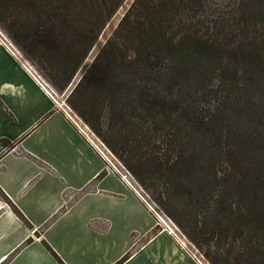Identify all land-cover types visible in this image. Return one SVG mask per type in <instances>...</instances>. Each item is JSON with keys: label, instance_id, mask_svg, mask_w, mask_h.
I'll list each match as a JSON object with an SVG mask.
<instances>
[{"label": "trees", "instance_id": "1", "mask_svg": "<svg viewBox=\"0 0 264 264\" xmlns=\"http://www.w3.org/2000/svg\"><path fill=\"white\" fill-rule=\"evenodd\" d=\"M0 1L65 83L81 68L69 95L111 136L72 107L212 264H264V0H133L88 63L124 0Z\"/></svg>", "mask_w": 264, "mask_h": 264}, {"label": "crops", "instance_id": "2", "mask_svg": "<svg viewBox=\"0 0 264 264\" xmlns=\"http://www.w3.org/2000/svg\"><path fill=\"white\" fill-rule=\"evenodd\" d=\"M0 264H198L1 37Z\"/></svg>", "mask_w": 264, "mask_h": 264}, {"label": "rangeland", "instance_id": "3", "mask_svg": "<svg viewBox=\"0 0 264 264\" xmlns=\"http://www.w3.org/2000/svg\"><path fill=\"white\" fill-rule=\"evenodd\" d=\"M133 0H124L122 5L116 10V12L111 16V18L107 21L104 28L100 32L98 39L96 43L91 47L86 59L84 60V63H88L92 60L93 56L97 52L98 48L103 44L106 37H108L112 30L116 27L117 23L119 22L121 16L123 15L124 11L127 9V7L130 5V3ZM215 4H223L227 1L231 0H211ZM19 15L17 10L13 6L6 7L4 6L0 1V37L7 42L11 47H13L18 54L22 57V59L27 62L31 68L48 84L51 85L52 89L56 93V99L60 106L63 108V110H71L73 112L75 118L81 123L87 125V127L94 133V135L106 146L107 149L109 147L107 144L102 140V138L90 127L88 122H86L78 113L77 111L72 107L71 104H73L75 107L78 108L85 116L95 118V115L97 113L99 116L97 118L100 120L98 123L100 126V129L102 132L105 133L107 136H111L108 123H107V113L103 112L102 116L101 113H99L100 109L97 111L93 109L91 106L92 103H86L81 99L78 95H69L71 90L74 88L75 84L79 80L81 76V68H78L76 72L73 74L71 80L68 83H65L63 79V75L58 71L62 64L60 61L53 60L48 62L43 56L42 52L38 49H33L31 51H27L26 48L16 41L15 37L19 40H24L25 34H29L28 32L30 30L22 29L20 26L15 22L16 19H18ZM15 36V37H14ZM31 39V36H26V41L29 42ZM26 46V45H25ZM28 48V46H27ZM59 68V69H58ZM58 69V70H57ZM109 151L112 153V155L115 157L116 161L119 162L121 165H123L127 170L128 168L123 164V162L109 149ZM129 171V170H128ZM130 172V171H129ZM131 173V172H130ZM132 175V173H131ZM133 176V175H132ZM134 177V176H133ZM135 179V177H134ZM136 180V179H135ZM137 185L136 188L139 190V193L144 196L148 201L152 202L154 204V208L162 214L166 222L170 224V222L166 219L168 218L177 228L180 230L181 234L191 243L193 248L197 250L198 254L201 255V258L206 264H212L208 258L205 257L203 251L199 250L196 245L191 241L189 236L183 231V229L174 221L170 216L165 214L160 210V208L155 204V202L152 200L151 193L149 190L145 189L142 185L139 184V182L136 180ZM141 188V189H139ZM142 190V191H141ZM214 244L211 242L210 249L214 251L216 248L212 245ZM212 256H216L215 253L212 254ZM220 257V256H219ZM216 259V258H215ZM214 260V259H213ZM217 264H225L224 262L220 260H215ZM234 263V261H232Z\"/></svg>", "mask_w": 264, "mask_h": 264}, {"label": "built area", "instance_id": "4", "mask_svg": "<svg viewBox=\"0 0 264 264\" xmlns=\"http://www.w3.org/2000/svg\"><path fill=\"white\" fill-rule=\"evenodd\" d=\"M26 67L32 71V73L36 76L38 82L40 83L41 87L46 91V93L54 99V101L58 102L56 99V93L52 89L51 85L48 84L45 80H43L32 68L31 66L26 62ZM66 116L76 125L79 132L84 136V138L90 143L95 151L101 156V158L105 162V167L109 171H112L115 173L119 179L125 183L127 186L133 189V191L144 201L147 208L154 212L158 224L161 226H164L168 231L174 236L176 241L180 243L182 248L192 257L196 260L198 264H206L203 259L201 258V255L198 254L197 250L193 248L191 243L181 234L180 230L175 226L168 218H166L171 225H169L162 214H160L155 208L154 204L150 201H148L144 196H142L139 193V190L136 188L135 185L138 186L136 180L131 175V173L119 162L116 161L115 157L112 155V153L109 151V149L106 148V146L94 135V133L87 127V125L80 123L74 116L73 112L71 110H65ZM141 189V188H139ZM142 191V190H141ZM73 196L70 195L69 198H72Z\"/></svg>", "mask_w": 264, "mask_h": 264}]
</instances>
